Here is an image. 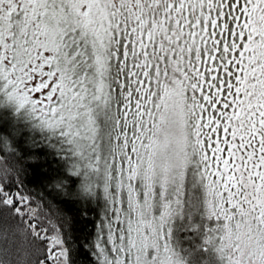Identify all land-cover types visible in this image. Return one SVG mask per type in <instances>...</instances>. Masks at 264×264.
Wrapping results in <instances>:
<instances>
[{
    "label": "snow or ice",
    "instance_id": "6c2138e0",
    "mask_svg": "<svg viewBox=\"0 0 264 264\" xmlns=\"http://www.w3.org/2000/svg\"><path fill=\"white\" fill-rule=\"evenodd\" d=\"M0 264H264V0H0Z\"/></svg>",
    "mask_w": 264,
    "mask_h": 264
}]
</instances>
